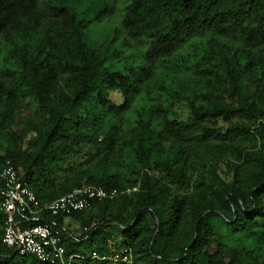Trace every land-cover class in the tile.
Returning <instances> with one entry per match:
<instances>
[{"label":"trees","instance_id":"1","mask_svg":"<svg viewBox=\"0 0 264 264\" xmlns=\"http://www.w3.org/2000/svg\"><path fill=\"white\" fill-rule=\"evenodd\" d=\"M116 1L0 0V168L123 191L45 214L70 264H264V0Z\"/></svg>","mask_w":264,"mask_h":264},{"label":"built area","instance_id":"2","mask_svg":"<svg viewBox=\"0 0 264 264\" xmlns=\"http://www.w3.org/2000/svg\"><path fill=\"white\" fill-rule=\"evenodd\" d=\"M122 192L118 188L84 185L65 195L41 201L31 184L19 176L13 162L7 159L0 168V211L6 215L1 242L44 264H70L76 255H66V248L62 244V232H65V228L45 217V214L52 217L69 216L74 211L87 209L94 200L113 199ZM30 222L37 224L31 226ZM91 257L110 264H129L132 261L127 255V249L103 257L94 252Z\"/></svg>","mask_w":264,"mask_h":264},{"label":"rangeland","instance_id":"3","mask_svg":"<svg viewBox=\"0 0 264 264\" xmlns=\"http://www.w3.org/2000/svg\"><path fill=\"white\" fill-rule=\"evenodd\" d=\"M127 1H129V0H117L115 2L113 15L109 17V19L111 21L109 22V24L105 23V25L114 26V24H116L117 18L121 15V13H122L121 10L123 9L124 5H126ZM99 30H104V29L102 27H99ZM182 112L184 113V115L187 114L184 107L182 108ZM20 123H21V117L17 116V122H16L15 127L18 128L20 126ZM261 200H262V203L264 204V196L262 197ZM258 223H259L260 227L264 226V220L263 221L259 220ZM64 225H65V227H67L69 229H70V227L73 229L74 228L76 229L79 226V224H77L74 221L71 222L70 219H68V218L64 220Z\"/></svg>","mask_w":264,"mask_h":264}]
</instances>
